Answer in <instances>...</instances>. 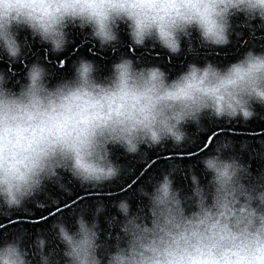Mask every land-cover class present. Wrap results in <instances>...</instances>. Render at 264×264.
I'll use <instances>...</instances> for the list:
<instances>
[{
	"label": "clouds",
	"instance_id": "clouds-1",
	"mask_svg": "<svg viewBox=\"0 0 264 264\" xmlns=\"http://www.w3.org/2000/svg\"><path fill=\"white\" fill-rule=\"evenodd\" d=\"M238 15L264 28V0H0V58L24 62L27 42L18 39L24 30L48 46L45 63L71 43L70 27L116 50L121 25L129 48L151 42L172 57L188 40L186 51L195 55L193 32L201 48L226 47ZM45 63L25 64L18 88L0 71V216L25 210L46 184L63 187L62 173L92 189L118 180L124 168L112 148L141 159L142 146L181 149L193 143L189 124L204 131V118L246 123L256 106L264 108V51L249 49L223 66L190 62L172 78L159 65L123 54L101 77L99 66L81 57L71 77L51 85ZM231 149L230 139L218 140L199 159V176L169 163L150 191L137 189L146 203L135 210L128 198L113 201L119 218L106 217L110 247L101 240L105 205L98 201L91 220L84 211L73 214L74 227L57 218L51 240L37 234L25 247L21 232L0 243V264H60L57 252L63 264H264V174L253 177ZM177 172L190 180L188 192L175 186ZM54 242L62 249H50Z\"/></svg>",
	"mask_w": 264,
	"mask_h": 264
},
{
	"label": "trees",
	"instance_id": "trees-1",
	"mask_svg": "<svg viewBox=\"0 0 264 264\" xmlns=\"http://www.w3.org/2000/svg\"><path fill=\"white\" fill-rule=\"evenodd\" d=\"M260 22L248 21L243 15H238L232 19L231 43L223 48H201L198 45V35L193 32L191 45L195 50V55L187 53L188 40L182 41V51L177 56L169 57V54L160 49L159 46H150L147 42L143 48H129L130 40L127 35V28L121 25L119 29V43L116 50L111 48L101 49L87 35L88 30L81 31L78 28H69V38L71 43L64 52L59 55H48L45 63L47 45L33 39L27 30L20 31L18 39L21 43H26L24 49V62L9 63L7 58H0V71L11 75L9 87L18 88L17 80L23 82V75L26 71L25 64H31L35 60L45 63L49 72L52 74L49 81L50 85L62 78H69L72 75V63L79 58L93 60L100 68L101 77L107 75L111 64L120 55H129L133 59H140L145 65H159L169 73L170 78L184 70L190 62L200 64L212 61L220 66L234 62L239 59L244 52L252 49L256 52L264 51V28L257 25ZM244 25H247L246 27ZM257 115L248 122L239 119L225 123L224 121H209L202 119L204 131H198L195 125L186 126L189 135L193 138L191 145L177 149L170 144L162 148L146 149L142 146L141 152L147 153L144 158L128 156L119 147L112 148V158L124 168L120 178L111 184L105 185L100 189L81 187L67 173H62L60 184H46L44 191L35 198L36 202H43L47 206L40 207L36 202H28L26 209L14 212L11 216H0V243L10 239L15 234L24 233V245L31 244L32 239L37 234H46L51 240L50 225L60 217H63L67 224L73 225V215L77 211H84L85 218L92 219L91 211L95 208L98 201L105 205V212L99 217L101 228V240L107 246H111L114 239H107L105 234L109 232L106 217L113 214L119 218V213L112 207V202L122 198H128L132 209L135 210L138 202L146 203V198L139 197L137 189L143 187L150 189V182L160 178L162 172H166L169 163L181 165L185 173L188 168L199 176L201 166L198 164L201 156L207 155L215 143L221 139H230L232 149L229 154L238 156L243 163L249 166L253 177L264 174V108L256 106ZM247 145L242 148V145ZM255 150V154H254ZM132 169L128 174L127 170ZM175 186L188 192L190 180L187 176H181L179 172L174 175ZM202 183L206 178H202ZM187 185V187H186ZM73 215V216H72ZM118 230H112V236ZM62 245L54 242L49 245L50 249ZM56 259L63 264V257L60 252L56 253Z\"/></svg>",
	"mask_w": 264,
	"mask_h": 264
}]
</instances>
